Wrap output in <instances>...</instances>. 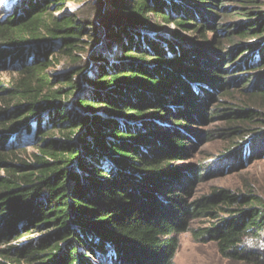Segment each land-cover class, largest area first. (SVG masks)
I'll return each mask as SVG.
<instances>
[{"label":"trees","instance_id":"16d2710c","mask_svg":"<svg viewBox=\"0 0 264 264\" xmlns=\"http://www.w3.org/2000/svg\"><path fill=\"white\" fill-rule=\"evenodd\" d=\"M66 1L0 19V264H173L212 214L197 240L264 264L263 197L193 199L205 167L183 166L215 134L221 156H264V0Z\"/></svg>","mask_w":264,"mask_h":264},{"label":"rangeland","instance_id":"374dc122","mask_svg":"<svg viewBox=\"0 0 264 264\" xmlns=\"http://www.w3.org/2000/svg\"><path fill=\"white\" fill-rule=\"evenodd\" d=\"M14 0H0V19L4 18L10 10V6ZM77 3L67 0L64 3V12L75 10ZM232 17H227V22H231ZM235 17L232 18V21ZM165 31L174 33L182 31L181 28L175 26L173 22L163 23ZM182 37L190 38L196 35L182 31ZM215 35L211 32L208 40H214ZM62 61L51 67L52 71L58 72L63 67ZM233 85V84H232ZM233 88V87H232ZM237 100L243 99L242 95L236 94ZM224 116H214L211 120L200 126L203 129L215 130L223 125ZM257 142H264V138L256 139ZM226 140H221L219 134L213 135L210 139H202L196 145H193L191 157L183 166L205 167L204 175L197 183L195 191L192 192V198L203 195H210L215 188H224L234 193L245 192L252 189L256 194L264 199V156L257 152L259 156H254L243 160L242 162L229 156H221ZM31 151V150H29ZM228 158V159H227ZM231 158V159H230ZM201 165V166H199ZM200 172V171H199ZM197 177V176H196ZM218 214H222L219 208L214 209ZM216 217L214 214L197 217L191 220L189 231H185L179 235V248L173 258V264H240L230 261L222 257L217 249L214 241H206L204 239H196L194 230L212 226ZM193 229V231H192ZM264 248V243L261 244Z\"/></svg>","mask_w":264,"mask_h":264}]
</instances>
